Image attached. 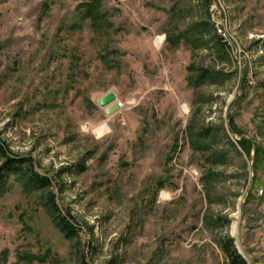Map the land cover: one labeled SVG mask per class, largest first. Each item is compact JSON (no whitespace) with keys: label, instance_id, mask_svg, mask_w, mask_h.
Returning <instances> with one entry per match:
<instances>
[{"label":"rangeland","instance_id":"rangeland-1","mask_svg":"<svg viewBox=\"0 0 264 264\" xmlns=\"http://www.w3.org/2000/svg\"><path fill=\"white\" fill-rule=\"evenodd\" d=\"M92 3L0 0V136L80 230L67 239L11 175L0 264H230L224 236L264 264V0H98L99 16ZM201 67L228 78L193 88ZM205 126L229 136L219 162L192 145Z\"/></svg>","mask_w":264,"mask_h":264},{"label":"trees","instance_id":"trees-1","mask_svg":"<svg viewBox=\"0 0 264 264\" xmlns=\"http://www.w3.org/2000/svg\"><path fill=\"white\" fill-rule=\"evenodd\" d=\"M94 8V15L100 13L98 3H92ZM103 16V13L100 14ZM207 24H196L194 28L199 30H205ZM211 26L215 24L211 23ZM218 31V27L215 26ZM214 28V29H215ZM192 33L186 32L184 35L188 37L189 40L192 39ZM219 35V36H218ZM215 37L216 46H218L221 52L227 54L228 51L225 46V41L222 36L218 33ZM228 78V73L224 70H218L213 67H201L198 70L196 76H190L187 78L188 83L193 88H198L202 85H215L224 83ZM222 134L221 138L229 139V136L226 130L222 127L214 128L213 126H205L199 129L197 132H194L191 137L193 147H199L204 150H210V157H213L217 162L221 161L226 157L225 152L221 149L220 141L218 137ZM234 144V143H233ZM240 146L244 151H248V146L252 144V141L249 139H242L239 142ZM236 148V147H235ZM0 197L5 193L8 183V177L13 175L22 181L23 185L27 190H36L43 192L44 195L41 198L42 205L45 211L50 216L54 225L60 230V232L67 239H74L79 237L80 230L79 226L76 223L74 216L70 211L63 212L57 202L56 194L50 189L53 186V180L40 173L37 170L36 162L30 157H22L13 153L6 142L0 136ZM230 220H227V225H229ZM220 245L223 252L225 253L230 264H248L245 257L239 252L238 248L235 245V240L231 236H224L220 240ZM81 264H89L87 261L83 260Z\"/></svg>","mask_w":264,"mask_h":264},{"label":"water","instance_id":"water-1","mask_svg":"<svg viewBox=\"0 0 264 264\" xmlns=\"http://www.w3.org/2000/svg\"><path fill=\"white\" fill-rule=\"evenodd\" d=\"M99 105L105 109L107 116H112L119 112L122 104L117 101V96L113 92L107 93L99 100Z\"/></svg>","mask_w":264,"mask_h":264},{"label":"built area","instance_id":"built-area-1","mask_svg":"<svg viewBox=\"0 0 264 264\" xmlns=\"http://www.w3.org/2000/svg\"><path fill=\"white\" fill-rule=\"evenodd\" d=\"M218 32L221 36L226 37V32L222 27H218Z\"/></svg>","mask_w":264,"mask_h":264},{"label":"bare ground","instance_id":"bare-ground-1","mask_svg":"<svg viewBox=\"0 0 264 264\" xmlns=\"http://www.w3.org/2000/svg\"><path fill=\"white\" fill-rule=\"evenodd\" d=\"M102 129H105V127L101 128L100 131ZM233 229H234V231H238V223L237 222L233 225Z\"/></svg>","mask_w":264,"mask_h":264}]
</instances>
